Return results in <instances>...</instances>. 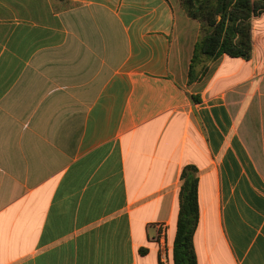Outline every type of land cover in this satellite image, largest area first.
Wrapping results in <instances>:
<instances>
[{
	"label": "crops",
	"instance_id": "0c3cea01",
	"mask_svg": "<svg viewBox=\"0 0 264 264\" xmlns=\"http://www.w3.org/2000/svg\"><path fill=\"white\" fill-rule=\"evenodd\" d=\"M192 19L179 0H0V264H174L188 165L198 264H264V13L251 59L189 83Z\"/></svg>",
	"mask_w": 264,
	"mask_h": 264
},
{
	"label": "trees",
	"instance_id": "16d2710c",
	"mask_svg": "<svg viewBox=\"0 0 264 264\" xmlns=\"http://www.w3.org/2000/svg\"><path fill=\"white\" fill-rule=\"evenodd\" d=\"M185 12L200 21L188 82L200 78L206 63L226 54L251 59L254 52L253 20L264 13V0H179ZM200 101V95L194 96ZM197 168L188 165L182 174L179 212L172 258L174 264H198L194 236L199 221Z\"/></svg>",
	"mask_w": 264,
	"mask_h": 264
},
{
	"label": "built area",
	"instance_id": "2783aa9c",
	"mask_svg": "<svg viewBox=\"0 0 264 264\" xmlns=\"http://www.w3.org/2000/svg\"><path fill=\"white\" fill-rule=\"evenodd\" d=\"M160 229H161L160 230V239L164 243L163 246H162V249H161L162 256H163L165 251H166L165 241H166V236H167V230H166V227H164V226H162Z\"/></svg>",
	"mask_w": 264,
	"mask_h": 264
},
{
	"label": "rangeland",
	"instance_id": "374dc122",
	"mask_svg": "<svg viewBox=\"0 0 264 264\" xmlns=\"http://www.w3.org/2000/svg\"><path fill=\"white\" fill-rule=\"evenodd\" d=\"M184 18V13L183 10L178 9L177 11V21H179L180 23H182V19ZM193 20V19H192ZM181 25V24H180ZM213 231V230H212Z\"/></svg>",
	"mask_w": 264,
	"mask_h": 264
}]
</instances>
